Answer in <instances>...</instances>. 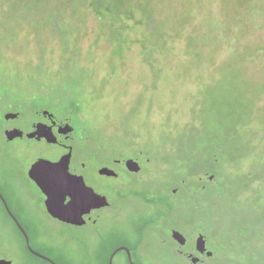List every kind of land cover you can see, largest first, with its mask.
I'll use <instances>...</instances> for the list:
<instances>
[{"label": "rangeland", "instance_id": "obj_1", "mask_svg": "<svg viewBox=\"0 0 264 264\" xmlns=\"http://www.w3.org/2000/svg\"><path fill=\"white\" fill-rule=\"evenodd\" d=\"M0 73L79 95L95 165L141 152L112 225L120 240L187 264L169 229L202 231L204 264H264V0H0ZM35 153L2 162L26 169ZM90 180L117 200L115 181ZM23 204L56 224L41 200Z\"/></svg>", "mask_w": 264, "mask_h": 264}, {"label": "flooded vegetation", "instance_id": "obj_2", "mask_svg": "<svg viewBox=\"0 0 264 264\" xmlns=\"http://www.w3.org/2000/svg\"><path fill=\"white\" fill-rule=\"evenodd\" d=\"M88 116L79 95L72 99L65 92H55L44 83L18 87L6 81L0 73V264H157L155 259L146 257L138 240L129 244L123 240L124 237L120 240L121 236H115L112 231L114 222L125 217L120 203L126 189L124 177H140L142 174L144 162L141 152L136 155H108L106 161L95 165L97 131L82 127ZM49 149L53 150L52 154L48 153ZM30 150L36 153L26 169L2 162L12 153ZM66 154H69L68 172L82 177L87 187L108 201L107 206L92 208L84 214L80 225L50 215L45 206V193L29 176V169L36 160L56 162ZM129 159L139 165V171L127 168ZM92 163L93 167L90 166ZM102 167L112 169L115 174H100ZM213 173L207 175L203 172L201 177L210 182L215 179ZM45 174L43 170L42 175ZM97 175L115 181V185L107 186L106 191L114 193L116 201L111 202L107 193L90 180ZM69 191L76 190L71 186ZM176 191L174 189L172 193ZM34 200L43 202L48 219L55 225L28 215L23 202ZM70 200L71 197L66 195L62 202L66 204ZM173 230L182 235L183 243L173 238ZM123 233L119 230L116 234ZM169 234L176 254L187 264H204L202 259L214 255V251L207 248L202 231L189 234L182 228L171 227ZM199 236L205 242L203 252L195 247ZM114 241L118 242L107 252L106 246ZM93 244L97 251L94 254H104L105 258L93 257Z\"/></svg>", "mask_w": 264, "mask_h": 264}, {"label": "water", "instance_id": "obj_3", "mask_svg": "<svg viewBox=\"0 0 264 264\" xmlns=\"http://www.w3.org/2000/svg\"><path fill=\"white\" fill-rule=\"evenodd\" d=\"M68 156L69 154L63 155L56 162L45 159L36 160L29 169V176L45 193L47 197L45 206L50 215L59 220L80 225L83 222L84 214L88 213L92 208L98 209L107 206L108 201L105 196L99 195L87 187L82 177L71 175L68 172ZM126 166L130 171H139V165L131 159L127 160ZM43 170L46 171L45 175H42ZM99 173L107 175L115 174L112 169L107 167L100 168ZM71 186L76 191H69ZM61 187H65L66 189L61 190ZM66 195H69L71 200L63 204L62 200ZM172 236L179 243H183V239H181L182 235L178 231L173 230ZM204 243L202 236L197 237L196 250L203 252L205 249ZM195 260L196 258L193 259V261Z\"/></svg>", "mask_w": 264, "mask_h": 264}, {"label": "snow or ice", "instance_id": "obj_4", "mask_svg": "<svg viewBox=\"0 0 264 264\" xmlns=\"http://www.w3.org/2000/svg\"><path fill=\"white\" fill-rule=\"evenodd\" d=\"M69 195H71V193H69Z\"/></svg>", "mask_w": 264, "mask_h": 264}]
</instances>
